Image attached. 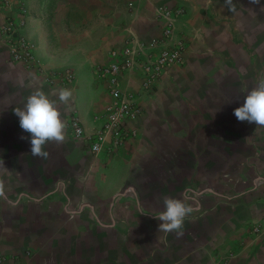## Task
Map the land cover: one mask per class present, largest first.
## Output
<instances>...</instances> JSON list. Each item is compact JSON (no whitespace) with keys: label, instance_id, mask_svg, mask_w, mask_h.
Instances as JSON below:
<instances>
[{"label":"crops","instance_id":"obj_1","mask_svg":"<svg viewBox=\"0 0 264 264\" xmlns=\"http://www.w3.org/2000/svg\"><path fill=\"white\" fill-rule=\"evenodd\" d=\"M262 6L57 0L47 20L34 0H0V25L22 16L42 68L11 62L0 32L1 264H264V182L253 181L264 178V126L234 115L264 78ZM164 8L177 12L171 40L185 44L184 61L150 90L135 72L120 77L141 108L127 122L136 135L111 154H93L65 129L63 143L44 146L46 159L32 156L14 109L42 90L63 121L74 113L86 131L98 127L113 96L97 68L126 38H160ZM65 68L73 77L62 82ZM61 88L73 92L67 105L58 100ZM165 197L194 209L179 238L158 232Z\"/></svg>","mask_w":264,"mask_h":264},{"label":"built area","instance_id":"obj_2","mask_svg":"<svg viewBox=\"0 0 264 264\" xmlns=\"http://www.w3.org/2000/svg\"><path fill=\"white\" fill-rule=\"evenodd\" d=\"M160 14L165 18L160 38L148 42L133 36L126 38L121 48L109 50L110 63L97 68L99 79L104 80L108 92L113 96V100L103 109L101 124L86 131L81 119L74 113L64 120L70 137L88 152L94 154L104 149L111 154L136 135V130L128 127L127 122L135 119L141 113V108L134 102L132 93L119 86V79L124 73H137L140 88L150 90L169 66L183 63L185 44L181 40H171L177 12L164 8ZM22 24L23 18L20 16L18 21L13 17L6 18L0 25L10 61L25 68H38L40 64L33 54V45L21 32ZM71 75L68 70L64 71L62 81H67ZM253 181L254 184H261L264 178L256 177ZM3 259L4 256L0 254V264Z\"/></svg>","mask_w":264,"mask_h":264},{"label":"clouds","instance_id":"obj_3","mask_svg":"<svg viewBox=\"0 0 264 264\" xmlns=\"http://www.w3.org/2000/svg\"><path fill=\"white\" fill-rule=\"evenodd\" d=\"M250 3L258 5L260 0H250ZM72 96L71 89L61 88L58 90L60 103L67 105ZM14 112L19 118L20 128L30 134L32 156L46 159L49 153L44 150V146L47 143L64 142L66 124L61 118L57 101L50 99L49 95L42 90L34 91L27 98L24 107L22 109L15 108ZM234 115L240 122L247 121L256 126H264V78H260L256 86L247 93L242 106L234 109ZM163 204L164 210L155 216L161 222L158 232H175L178 238L181 237L185 218L194 209L184 200L171 197H165Z\"/></svg>","mask_w":264,"mask_h":264},{"label":"rangeland","instance_id":"obj_4","mask_svg":"<svg viewBox=\"0 0 264 264\" xmlns=\"http://www.w3.org/2000/svg\"><path fill=\"white\" fill-rule=\"evenodd\" d=\"M49 1L50 0H34V4H35V6H38V4H40L42 7H44V8H46V12H49V9L47 8V6H48V4H49ZM56 1L57 0H55V5H56ZM31 4L33 3L32 1L30 2ZM55 7V6H54ZM48 15V14H47ZM70 19V16H67V17H65V18H63V25H65V23H68V20ZM98 19V17L97 16H95V17H93L90 21H96ZM93 25V24H92ZM64 27H66V25L64 26ZM39 62V61H38ZM40 64V63H39ZM34 69H36V70H39L40 72H41V70H42V68H41V65H40V67H38V68H34ZM66 70H68L72 75H71V77L67 80V81H69V80H71L72 79V77H73V73L70 71V69H67V68H65L64 69V71H66ZM46 77V79L48 80V81H51L50 80V74L48 73V75H46L45 76ZM62 82H64V81H62Z\"/></svg>","mask_w":264,"mask_h":264},{"label":"trees","instance_id":"obj_5","mask_svg":"<svg viewBox=\"0 0 264 264\" xmlns=\"http://www.w3.org/2000/svg\"><path fill=\"white\" fill-rule=\"evenodd\" d=\"M54 6H55V0H50L49 1V4L47 6V8L49 9L48 16H47V20H50L51 19V16H52L51 11L53 10Z\"/></svg>","mask_w":264,"mask_h":264}]
</instances>
